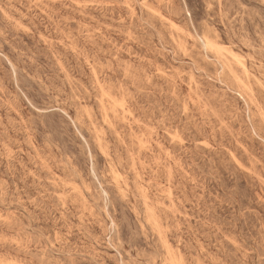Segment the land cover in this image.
Returning <instances> with one entry per match:
<instances>
[{"label": "rangeland", "instance_id": "374dc122", "mask_svg": "<svg viewBox=\"0 0 264 264\" xmlns=\"http://www.w3.org/2000/svg\"><path fill=\"white\" fill-rule=\"evenodd\" d=\"M0 264H264V0H0Z\"/></svg>", "mask_w": 264, "mask_h": 264}, {"label": "bare ground", "instance_id": "6f19581e", "mask_svg": "<svg viewBox=\"0 0 264 264\" xmlns=\"http://www.w3.org/2000/svg\"><path fill=\"white\" fill-rule=\"evenodd\" d=\"M61 113H63V112H61ZM255 135V134H254ZM87 145V144H86Z\"/></svg>", "mask_w": 264, "mask_h": 264}]
</instances>
